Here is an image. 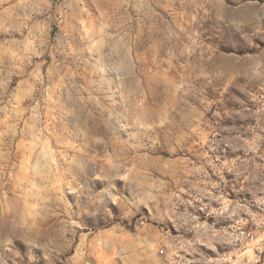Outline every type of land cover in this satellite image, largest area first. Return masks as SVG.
<instances>
[{"label": "rangeland", "instance_id": "rangeland-1", "mask_svg": "<svg viewBox=\"0 0 264 264\" xmlns=\"http://www.w3.org/2000/svg\"><path fill=\"white\" fill-rule=\"evenodd\" d=\"M0 264H264V0H0Z\"/></svg>", "mask_w": 264, "mask_h": 264}, {"label": "built area", "instance_id": "built-area-1", "mask_svg": "<svg viewBox=\"0 0 264 264\" xmlns=\"http://www.w3.org/2000/svg\"><path fill=\"white\" fill-rule=\"evenodd\" d=\"M141 224H142V225H144V224H145V222H144V221H141Z\"/></svg>", "mask_w": 264, "mask_h": 264}]
</instances>
